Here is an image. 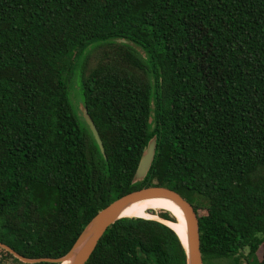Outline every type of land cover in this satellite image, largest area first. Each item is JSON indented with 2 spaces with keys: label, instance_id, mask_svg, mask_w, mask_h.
Listing matches in <instances>:
<instances>
[{
  "label": "trees",
  "instance_id": "trees-1",
  "mask_svg": "<svg viewBox=\"0 0 264 264\" xmlns=\"http://www.w3.org/2000/svg\"><path fill=\"white\" fill-rule=\"evenodd\" d=\"M76 75L106 158L72 103ZM149 186L194 204L204 264H264V0H0V242L61 257L101 209ZM8 258L28 264L0 247ZM85 264L187 252L168 225L123 217Z\"/></svg>",
  "mask_w": 264,
  "mask_h": 264
},
{
  "label": "water",
  "instance_id": "water-1",
  "mask_svg": "<svg viewBox=\"0 0 264 264\" xmlns=\"http://www.w3.org/2000/svg\"><path fill=\"white\" fill-rule=\"evenodd\" d=\"M118 42L128 43L129 41L125 38L117 39ZM87 126L91 130L94 139L99 145L100 151L106 158L105 147L103 141L100 137L99 131L93 121L88 108L83 104L81 108V113H79ZM156 142L157 138L153 137L145 151L143 152L138 168L136 170L134 181L143 180L148 174L152 162L155 157L156 152ZM148 198H164L176 204L182 211L184 218L186 220V242L182 240L180 234L177 233L174 228H172L167 222L168 219L157 216V218H150L158 220L169 227H171L179 236L182 244L186 248L187 252V264H204L203 256L201 251V237H200V220L196 208L192 202L186 199L179 192L164 186H149L138 190L129 192L120 198L114 200L105 208L101 209L93 219L87 224V226L82 230L70 250L63 256L58 258L53 257H38L29 258L19 252H17L11 246L0 242V247L6 249L12 253L16 258L24 263L34 264L39 262H50L62 264L67 262V264H85L92 253L96 249L100 239L107 231L110 225H112L117 220L126 217L122 215V212L127 206L137 201L148 199Z\"/></svg>",
  "mask_w": 264,
  "mask_h": 264
},
{
  "label": "bare ground",
  "instance_id": "bare-ground-1",
  "mask_svg": "<svg viewBox=\"0 0 264 264\" xmlns=\"http://www.w3.org/2000/svg\"><path fill=\"white\" fill-rule=\"evenodd\" d=\"M168 210L171 212L176 220L168 221L167 223L177 231L178 234L182 237L184 243L186 242V220L181 209L174 204L173 202L166 200L164 198H148L137 201L130 204L122 212L123 216L126 217H143V218H157V215L151 213V211L158 210ZM62 264H67L64 262Z\"/></svg>",
  "mask_w": 264,
  "mask_h": 264
},
{
  "label": "rangeland",
  "instance_id": "rangeland-1",
  "mask_svg": "<svg viewBox=\"0 0 264 264\" xmlns=\"http://www.w3.org/2000/svg\"><path fill=\"white\" fill-rule=\"evenodd\" d=\"M71 96H72V103H73L74 107L79 111V113H81V108H82V106L84 104V101H83V95L81 93L80 84H79V81H78V75H76L74 77V79L72 80ZM196 198L198 199V202L196 201L195 203H199L202 206H204V204L207 203V201L204 198H201V197H198V196H196ZM159 212H160V210L151 211V213H153V214H155L157 216H158ZM206 212H207L206 209L202 208L201 214H205ZM147 219H150V218H147ZM258 255H259V258L262 259V253L259 252ZM0 264H2V263H0ZM4 264H20V263L16 262L15 260H13L11 258H8V259L5 260Z\"/></svg>",
  "mask_w": 264,
  "mask_h": 264
}]
</instances>
